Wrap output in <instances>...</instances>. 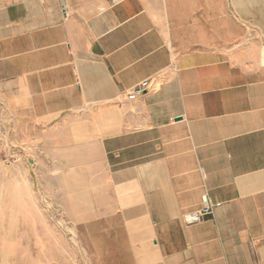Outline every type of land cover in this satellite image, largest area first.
<instances>
[{
	"label": "crops",
	"instance_id": "0c3cea01",
	"mask_svg": "<svg viewBox=\"0 0 264 264\" xmlns=\"http://www.w3.org/2000/svg\"><path fill=\"white\" fill-rule=\"evenodd\" d=\"M0 103L95 264H264V0H0Z\"/></svg>",
	"mask_w": 264,
	"mask_h": 264
},
{
	"label": "rangeland",
	"instance_id": "374dc122",
	"mask_svg": "<svg viewBox=\"0 0 264 264\" xmlns=\"http://www.w3.org/2000/svg\"><path fill=\"white\" fill-rule=\"evenodd\" d=\"M25 137L0 103V264H95Z\"/></svg>",
	"mask_w": 264,
	"mask_h": 264
},
{
	"label": "built area",
	"instance_id": "2783aa9c",
	"mask_svg": "<svg viewBox=\"0 0 264 264\" xmlns=\"http://www.w3.org/2000/svg\"><path fill=\"white\" fill-rule=\"evenodd\" d=\"M64 13L66 14V11H64ZM149 87L150 80H143L126 94V99L133 101L144 96L147 93ZM218 205V203L213 202L207 196H204L203 205L201 208L197 211L186 214L184 217L185 222L187 224H194L202 221L203 219L211 216Z\"/></svg>",
	"mask_w": 264,
	"mask_h": 264
}]
</instances>
